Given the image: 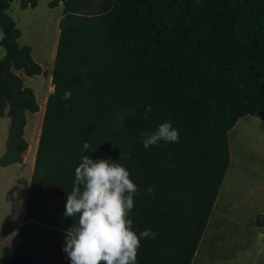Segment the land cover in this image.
<instances>
[{
  "label": "trees",
  "instance_id": "16d2710c",
  "mask_svg": "<svg viewBox=\"0 0 264 264\" xmlns=\"http://www.w3.org/2000/svg\"><path fill=\"white\" fill-rule=\"evenodd\" d=\"M11 1L0 0V117L10 114L1 167L23 162L27 114L39 109L19 73H45L31 48L18 43ZM60 2L53 90L18 255L4 246L0 264H71L62 249L76 218L63 213L85 141L97 150L83 154L120 162L138 185L132 227L156 233L141 239L138 264H191L230 164L228 131L246 115L264 121V0H51L49 6ZM37 3L19 0L22 9ZM66 91L69 100L62 98ZM166 121L179 129V142L145 149L141 132Z\"/></svg>",
  "mask_w": 264,
  "mask_h": 264
},
{
  "label": "rangeland",
  "instance_id": "374dc122",
  "mask_svg": "<svg viewBox=\"0 0 264 264\" xmlns=\"http://www.w3.org/2000/svg\"><path fill=\"white\" fill-rule=\"evenodd\" d=\"M49 1L38 0L36 7L22 9L19 0H12L8 11L21 31L18 43L29 46L32 58L45 70L44 75L31 77L19 73L24 85L32 88L39 109L27 114L24 136L29 149L23 154V162L0 166V236L8 234L0 243V253L7 245L16 257L17 230L23 222L24 197L28 192L45 102L53 90L51 74L62 3L50 7ZM3 54L0 46V55ZM9 124L10 114L6 110L0 117V156L5 149ZM228 145L230 164L191 264H264V121L250 115L240 117L228 131Z\"/></svg>",
  "mask_w": 264,
  "mask_h": 264
},
{
  "label": "clouds",
  "instance_id": "9594fccd",
  "mask_svg": "<svg viewBox=\"0 0 264 264\" xmlns=\"http://www.w3.org/2000/svg\"><path fill=\"white\" fill-rule=\"evenodd\" d=\"M66 91L63 99L71 98ZM65 108H70L66 104ZM151 112V105L145 113ZM145 149L161 140L178 143L180 132L171 121L159 124L154 132H141ZM90 143L83 144L81 159L75 168L73 188L67 194L63 216L76 222L65 229L63 251L71 264H138L141 239L155 238L156 233L145 229L139 234L133 229L132 209L138 185L130 170L110 158L94 160L86 152H95ZM149 193L153 189H147Z\"/></svg>",
  "mask_w": 264,
  "mask_h": 264
},
{
  "label": "crops",
  "instance_id": "0c3cea01",
  "mask_svg": "<svg viewBox=\"0 0 264 264\" xmlns=\"http://www.w3.org/2000/svg\"><path fill=\"white\" fill-rule=\"evenodd\" d=\"M10 5H11V3H10ZM9 5V6H10ZM9 11V8H8V10H7V12ZM1 32V31H0ZM2 35V34H1ZM1 38V37H0ZM4 55V54H3ZM0 57H2V55H0ZM5 150V149H4ZM4 152V151H3ZM35 153V152H34ZM3 154V153H2ZM34 156V155H33ZM25 199H26V197H24V201H25ZM19 228V227H18ZM17 232H18V230H17ZM16 232V233H17ZM7 236H8V234H6V233H4V234H2V236H0V243L1 242H3V241H5L6 239H7ZM5 246H7V245H5ZM9 247V246H8Z\"/></svg>",
  "mask_w": 264,
  "mask_h": 264
}]
</instances>
